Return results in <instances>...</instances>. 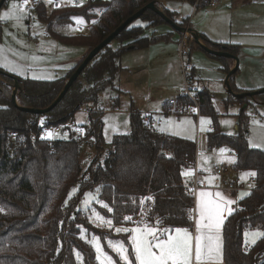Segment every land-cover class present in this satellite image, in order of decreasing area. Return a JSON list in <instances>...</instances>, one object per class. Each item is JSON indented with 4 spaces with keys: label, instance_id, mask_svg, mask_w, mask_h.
<instances>
[{
    "label": "trees",
    "instance_id": "16d2710c",
    "mask_svg": "<svg viewBox=\"0 0 264 264\" xmlns=\"http://www.w3.org/2000/svg\"><path fill=\"white\" fill-rule=\"evenodd\" d=\"M151 1L159 5L162 0H86L80 4L53 6L50 11L42 1L33 9L46 24L48 36L67 45L83 47L88 53ZM185 1L198 3L200 7L206 6L209 0ZM163 11L178 25L186 26L187 19L178 22L172 11L167 8ZM74 16H83L91 23L87 33L63 35L56 31L58 24L70 23ZM164 23L167 22L155 11L146 10L90 61L62 100L46 114L26 112L14 105L10 86H14L15 81L7 74H0V264H80V261L100 264L86 237L100 236L105 244L110 239L123 236L127 240V237L115 234L111 228L95 225L86 212L78 209L80 199L89 190L94 191L101 202V205L95 204L96 208L110 217L114 225L145 223L158 225L162 230L193 228L194 191L191 176L186 178L185 173L191 174L197 162L196 143L157 130L152 116L132 110L131 131L115 135L112 149L103 160L94 158L84 172L81 163L87 141L98 154L104 151L102 116L107 110V98L115 91L122 92L116 84L124 69L122 56L171 40L172 31L165 35L147 33ZM2 26L0 21V31ZM205 42L214 49L238 55L237 45L212 42L206 37ZM81 61L63 78L55 80L14 75L19 82L18 104L31 108L51 105ZM224 69L230 72L229 65ZM233 76L229 78L231 88L234 93H241L232 86ZM194 96L200 115L213 119V130L207 132L208 149L227 146L237 154L233 168L236 172L256 173L254 188L225 218L222 228L224 263L264 264V237L251 245L246 244L244 238L249 229L259 228L264 232V150L249 144L250 120L246 112L249 105L264 102V93L254 98H239L228 93L226 106L239 104L241 107L236 134L220 131L210 89L203 87ZM109 101L115 108L119 97ZM193 105L189 98L179 96L175 103L165 104L164 114L179 115ZM83 106L90 108V125L86 126L84 139L76 137L72 130L66 139L51 141L39 137L52 126L69 127V122ZM34 135L39 137L36 141ZM75 186L77 191L71 194ZM126 216L132 219L125 220Z\"/></svg>",
    "mask_w": 264,
    "mask_h": 264
},
{
    "label": "rangeland",
    "instance_id": "374dc122",
    "mask_svg": "<svg viewBox=\"0 0 264 264\" xmlns=\"http://www.w3.org/2000/svg\"><path fill=\"white\" fill-rule=\"evenodd\" d=\"M84 1L86 0H81V3ZM61 2L64 4L71 3L70 0H61ZM13 3L21 5L20 0H8L6 5L0 10V21L3 24L0 31V63L4 65L0 68L12 75L36 80L63 78L70 68L74 56L82 50L86 51L87 54V49L67 45L58 38L48 36L46 33V24L38 19L34 9L26 10L21 5L22 10L17 13L20 16L19 20L15 18L3 19V13L9 11ZM178 5L182 6L180 10L178 9ZM47 7L50 11L53 8V4L47 2ZM169 7L178 12L177 20H179V16L182 18L191 17V22H193L192 28L202 36L204 41L206 37L212 42L237 45L239 47L240 54L238 53L237 55L239 68L234 74L232 81V86L236 90H241L242 88L248 91L264 89V0H220L218 7L211 5L201 6L195 13H192V4L185 0H173L169 3ZM90 25L91 23L83 16H74L70 23L58 24L56 31L63 35H76L87 33ZM173 29L170 24L164 23L151 29L147 33L151 34L154 32L156 35H165L169 34ZM173 32L171 40L153 44L154 53L162 51L158 54H152V58L148 62L146 52L140 53V51L136 50L134 54H129L128 52V54L126 53L122 56L121 64L124 68H129V70L123 69L116 81L117 86L122 92L118 93L115 91L111 94V97L107 98L108 102L110 98L115 99L119 97V102L115 108L111 107V105L106 107L107 110L102 116L104 122L103 135L106 142L104 151L98 154L95 147L93 145L90 146L89 141H87L83 146L81 163L84 172L94 158L99 157V160H103L106 152L112 149L111 141L113 137L117 134H127L131 131L130 113L135 109L153 112L152 115L156 122L155 127L161 132L193 141H196L198 135H201L204 146H197L196 156L197 167L199 173H201L199 175L201 186L196 190V193L193 190V228H183L188 229L190 235L193 237L194 246V238L197 235L196 220L199 218V193L201 191L211 193L213 194L211 199L218 200L219 197H216L215 193L219 192L225 199L235 201V203L228 205L233 210L237 202L244 197H241V194L249 193L255 186V182L249 179L250 175H246L247 173H251L247 171L240 175V184L242 185L237 192L231 190L225 191L222 188H218L217 191H212L207 186H210L213 182V171L215 169L221 168L224 171L223 177H228L229 173L234 171L232 168L236 160L234 151L227 146L215 147L212 150L208 149L204 139L209 131L208 126L213 125V119L209 115H200L197 117V107L195 105L187 107L188 109L179 115L175 113L165 115L163 113V100H168L169 104L171 99H177L185 90V80L178 53L177 38L179 39V37L177 32ZM160 56L166 60L164 71H162L161 65L158 64ZM145 62L147 63L145 64ZM190 62L194 67L191 73V92H194V88L202 89L203 87H208L213 93V102L218 112L220 131L225 134H236V125L238 123L237 114L240 112V106L238 104H232L226 107L225 100L229 92L225 80L229 73L224 69L223 63L215 57L210 56L200 46L193 49ZM144 65L146 66L145 69H143ZM9 68H15L16 70L9 71ZM10 87L13 92L14 86L11 85ZM189 99L195 104L191 98ZM194 109L195 111H193ZM246 112L250 120L249 144L252 147L264 150V102H259L255 106L252 104L249 105ZM87 119L88 115L86 113L81 110L78 111L75 114L74 123L71 125V127L73 126L72 129L78 131L80 128H84ZM202 119L206 121L203 125L201 124ZM201 128H203V131H201ZM49 132L52 133L51 137L47 135ZM47 134L44 135V139L60 140L66 139L68 136V133H65L64 130L54 132L53 129H50L47 131ZM221 149L225 151L221 152ZM188 176H191L190 182L193 188V176L189 172L185 177L187 178ZM235 183L236 186H239L238 181H235ZM76 191L77 186L72 188L71 194L76 193ZM97 203L101 205V202L98 201L97 194L89 190L80 199L78 209L86 212L95 225L111 228L115 234L126 235L127 240L122 236L116 239H110L105 244L100 236L93 234L86 237V240L92 245L96 253L93 237H97L101 248L113 258L114 264H125V262L120 260L113 248L109 247L108 242L112 241V244L117 247L122 243L127 249L126 254L131 264H138L135 260L134 248L131 241L134 233H117L115 229L143 228L148 224H112L109 227L103 224L99 217H103L104 220L111 218L105 216L96 208L95 204ZM152 227L162 230L158 225ZM175 229L161 235L160 239H167L168 235L175 236V232L172 234ZM222 231L221 229L222 260L217 262V264H225L223 259ZM255 232L262 231L259 228H254L245 232V234H248L244 237L246 244H253L252 233ZM181 235L183 234L181 233ZM259 238H256L255 242ZM153 251H158V249L154 247ZM98 262L100 263V261ZM80 264H82L81 261ZM193 264H195L194 258Z\"/></svg>",
    "mask_w": 264,
    "mask_h": 264
},
{
    "label": "snow or ice",
    "instance_id": "6c2138e0",
    "mask_svg": "<svg viewBox=\"0 0 264 264\" xmlns=\"http://www.w3.org/2000/svg\"><path fill=\"white\" fill-rule=\"evenodd\" d=\"M29 0H24L26 5ZM46 2L51 3L52 0H46ZM21 5L13 3L11 9L3 13V19L15 18L20 19L17 15L20 12ZM4 65L0 63V67ZM9 71H15V68H9ZM195 111V109L193 110ZM210 122V121H207ZM190 123V122H189ZM206 123L203 119L201 124ZM203 131V128H201ZM49 137L52 133L47 134ZM221 149V152H224ZM187 175V173H185ZM246 175L255 176V172L247 173ZM249 193H242L241 197L248 195ZM213 194L201 191L199 193L198 209L199 218L196 220V233L195 244L193 246V237L190 235L188 229L176 228V235H168L167 239H160L161 235L168 233V229H158L156 227L145 225L143 228H116V232H131L134 233L131 237L132 245L135 253V260L138 264H193V258L195 264H217L222 260V238L221 229L224 224L225 214H231L232 209L228 207L235 203V201L230 199H225L221 193H215L218 200L211 199ZM107 207V205H104ZM103 224L111 227L113 221L111 219L104 220L103 217H99ZM125 220H131L132 217L126 216ZM159 223V221H157ZM181 233L183 235H181ZM248 235L247 233L245 234ZM253 240L259 237H264V232L252 233ZM150 237V239H149ZM93 244L97 253L96 259L100 261V264H114L113 258L103 251L100 244L98 243V238L93 237ZM109 247L117 253L120 260L124 261L125 264H131L127 253V249L121 243L119 246L112 244V241L108 242ZM158 249V251H153V248ZM79 255V253H77Z\"/></svg>",
    "mask_w": 264,
    "mask_h": 264
},
{
    "label": "water",
    "instance_id": "95a60500",
    "mask_svg": "<svg viewBox=\"0 0 264 264\" xmlns=\"http://www.w3.org/2000/svg\"><path fill=\"white\" fill-rule=\"evenodd\" d=\"M6 0H0V10ZM151 9L155 11L158 15H160L168 24H170L175 30L183 33L186 30H189L192 32V34L195 37L196 42L198 45L203 48L206 52L209 54L215 55V56H222V57H227V58H233L237 61V65L234 69L230 70L227 79H226V85L228 88V91L230 93H233L239 98L243 97H251L254 98L256 95L264 93V89H260L258 91H246V92H241V93H234L233 89L231 88L229 78L236 72V68L238 67V57L226 50H219V49H214L210 47L209 45L204 42L202 36L195 30L189 28V27H183L180 26L174 21L172 18H170L168 15L164 13V11L157 5L156 1H151L148 4H146L144 7H142L138 12L135 14L129 16L125 21H123L114 31H112L106 38H104L98 45H96L93 49H91L85 57L82 59L81 63L78 65L76 70L72 73V75L69 77L67 82L64 85L63 90L57 97V99L48 107L46 108H31V107H24L20 106L18 104L17 100V94H18V89H19V82L18 78L12 74L6 73L2 70H0V74L3 75H8L9 77L13 78L15 81L14 84V90L12 92L11 96V101L13 102L14 105L18 106L21 110L30 112V113H35V114H46L50 110H52L65 96L69 88L73 85V83L78 79L80 74L83 72V70L87 67V65L90 63V61L102 50L104 49L107 45H109L115 38L116 36L124 30L130 23H132L134 20L139 18L146 10Z\"/></svg>",
    "mask_w": 264,
    "mask_h": 264
},
{
    "label": "built area",
    "instance_id": "2783aa9c",
    "mask_svg": "<svg viewBox=\"0 0 264 264\" xmlns=\"http://www.w3.org/2000/svg\"><path fill=\"white\" fill-rule=\"evenodd\" d=\"M21 1V5L26 9V10H32L34 7H36L37 5H39L42 1H44L45 3L46 0H29V2L25 5L24 4V0H20ZM71 3L73 4H80L81 0H70ZM53 4V6L58 7V6H62L64 5L63 2H61V0H52L51 2ZM218 4V0H209L207 5H217ZM198 6V3H196L194 5V8L196 9ZM188 27V26H187ZM199 47L198 43L195 40L194 35L192 34V32H190L189 30H186L185 32L181 33V36L179 37L178 40V53H179V57H180V64H181V70L184 76V80H185V90L184 93L181 96H187L189 98H191L194 102H195V106L197 107V114L196 116L199 117L200 116V109L199 106L197 104L196 98L194 96V94H192L193 92H191V73L193 70V66L191 65L189 56L191 51L196 48ZM171 103H175L174 101H171ZM111 105V101H108L106 103V107ZM81 111H83L84 113H86L87 115L89 114L90 108L87 106H83ZM74 120L72 122H69V127L65 126V125H57V126H52L49 129H45L41 132V135L39 136L40 138L44 139V135L47 134V131L50 129H53L54 132H60V131H65V133H68L67 135L69 136L70 134V130L74 131L75 136L78 137L79 139H84L86 136V126L90 125V120L89 118L87 119V123L85 124L84 128H80L78 131L73 130L71 125H73ZM209 130H213V125H209L208 126ZM67 136V137H68ZM38 136L34 135L33 136V140L36 141L38 138ZM11 140H13V134H11ZM47 140V139H46ZM49 140V139H48ZM54 141V140H51ZM234 155L237 157V154L234 152ZM215 174V178L213 180V186H212V190H217L218 188H224L227 190H237L239 189V187H235L232 184H228V182L222 180L220 178V176L223 174V170L220 168L215 169L214 171ZM192 176H193V190L196 191L198 188H200L201 186V182L199 179V170L197 167V162L196 165L194 166V169L192 171ZM250 179L254 180L255 177L250 175Z\"/></svg>",
    "mask_w": 264,
    "mask_h": 264
},
{
    "label": "crops",
    "instance_id": "0c3cea01",
    "mask_svg": "<svg viewBox=\"0 0 264 264\" xmlns=\"http://www.w3.org/2000/svg\"><path fill=\"white\" fill-rule=\"evenodd\" d=\"M171 1H173V0H162V1H160L159 2V7H162L163 9L164 8H167V9H169L170 11H172L173 12V14H174V16H175V18L177 17V15H179L178 14V12H176L175 10H173L171 7H169V3L171 2ZM178 1H180V0H178ZM183 1V0H182ZM220 5V0H218V4L217 5H211V6H213V7H218ZM192 6H193V8H192V13H195L196 11H197V9L198 8H200V7H197L196 9L194 8V4H192ZM161 8V9H162ZM182 8V6L181 5H178V9L180 10ZM185 19H187V22H186V26L185 27H189V28H191V29H193L192 28V26H193V22H191V17L189 18V17H187V18H182V17H180L179 16V20H177V18H176V20L178 21V22H181V21H183V20H185ZM194 30V29H193ZM173 31H174V29H173ZM172 31V32H173ZM88 32V31H87ZM175 32H177L178 33V37H180L181 36V32H179V31H175ZM174 33V32H173ZM177 40H179L178 38H177ZM204 40V39H203ZM205 42V41H204ZM177 43H178V41H177ZM155 45V44H154ZM154 45H151L150 47H148V48H145V49H142V50H137V51H140V53L141 52H146L147 53V55H148V59H147V62L148 61H150L151 60V58H152V54H158V53H160L161 51H159L158 53H154V51H153V46ZM136 50H132V51H130L129 52V54H134V52H135ZM193 51V50H192ZM192 51H191V53H192ZM191 53H190V56H189V59L191 60ZM208 53V52H207ZM239 53V52H238ZM128 54V53H127ZM209 54V53H208ZM240 54V53H239ZM85 55H86V51H84V50H82L81 52H79L78 54H76L75 56H74V58L72 59V64H71V66H70V68L68 69V71L74 66V65H76V63H78L79 61H81L84 57H85ZM210 56H213V57H215L216 59H218L220 62H222L223 63V66H225V65H229V67H230V70H232V69H234V67L236 66V60L235 59H233V58H227L226 60H223V59H220V58H218V56H215V55H212V54H209ZM147 62H145V64L147 63ZM158 64L159 65H161V69H162V71H164V67H165V64H166V60H164L163 59V57L162 56H160V59L158 60ZM123 66V65H122ZM145 65H144V68L143 69H145ZM124 68V67H123ZM238 68H239V66L236 68V72L238 71ZM124 69H127V70H129V68H124ZM136 69V68H135ZM193 69H194V67H193ZM67 71V72H68ZM235 72V73H236ZM234 73V74H235ZM228 76V75H227ZM226 79H227V77H226ZM226 81V80H225ZM206 88H208V87H206ZM209 89V88H208ZM243 89V90H242ZM241 89V91L242 92H246V91H248V90H244V88H242ZM198 90H200L199 88L198 89H196V88H194V92L193 93H195L196 91H198ZM212 92V91H211ZM229 92V91H228ZM179 96H181V95H179ZM176 101L177 99H171L170 101H169V103H171V101ZM163 113H164V106H165V104L166 103H168V100H163ZM239 105V104H238ZM240 106V105H239ZM227 107V106H226ZM241 108V107H240ZM135 111H138V112H140L141 114H143V115H146V116H152L153 117V115H152V113L153 112H151V111H149V110H146V111H139V109H135ZM154 118V117H153ZM154 122H155V119H154ZM156 123V122H155ZM236 128L238 129V123H237V125H236ZM205 142H206V146H207V134H206V136H205ZM195 143H196V147L198 146V147H200L201 145L202 146H204L203 145V141H202V136L201 135H198V137H197V139H196V141H195ZM198 147H197V149H198ZM235 156V155H234ZM236 157V156H235ZM236 160H237V157H236ZM236 160L234 161V163H233V166H232V168H234V165H235V162H236ZM221 169V168H220ZM234 170V169H233ZM215 171V170H214ZM214 171H213V176H214V178H215V174H214ZM201 172V171H200ZM242 173H245V172H242ZM242 173H238V172H236L235 170L233 171V172H231V173H229V175H228V177H223L222 175L224 174V171H223V174L220 176V178L222 179V180H224V181H226V182H228V184H232V185H234L235 187H239V189L241 188V185L242 184H240V181H241V178H240V175L242 174ZM191 175H192V173H191ZM199 175H201V173H199ZM223 177V178H222ZM214 178H213V180H214ZM249 179H250V176H249ZM251 180V179H250ZM235 181H238V185L239 186H236L235 184ZM252 181H254V180H252ZM212 186H213V182L211 183V185L210 186H207V187H209V188H211V190H212ZM254 188V187H253ZM252 188V189H253ZM199 189V188H198ZM222 189L223 190H227V189H224L223 187H222ZM218 190V189H217ZM217 190H212V191H217ZM227 191H230V190H227ZM231 191H235V192H237L238 191V189L237 190H231ZM195 193H196V191H195ZM233 195H234V193H232ZM235 206H237V204L235 205ZM233 209H235V208H233ZM228 214L226 213L225 214V218H226V216H227ZM174 232L175 231H173V233L172 234H174Z\"/></svg>",
    "mask_w": 264,
    "mask_h": 264
}]
</instances>
